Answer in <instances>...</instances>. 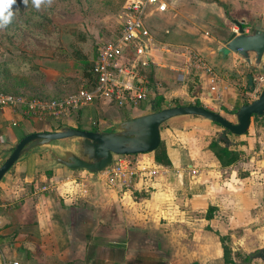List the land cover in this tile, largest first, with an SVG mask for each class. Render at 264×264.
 I'll return each mask as SVG.
<instances>
[{
	"label": "crops",
	"instance_id": "obj_1",
	"mask_svg": "<svg viewBox=\"0 0 264 264\" xmlns=\"http://www.w3.org/2000/svg\"><path fill=\"white\" fill-rule=\"evenodd\" d=\"M162 1L166 10L153 9L146 19L154 61L148 76L159 102H200L232 120L228 111L241 97L231 70L238 62L251 65L234 52L222 54L220 47L238 30L233 19L244 20L248 31L255 21L264 22V0ZM236 70V76L244 72ZM146 102L144 110L128 111L145 113ZM66 119L76 126L72 117ZM218 128L195 117L165 123L161 142L170 164L157 162L154 151L142 153L157 173L137 177L132 187L109 183L104 170L95 183L84 169L47 168V153L26 155L0 181V264H228L221 236L235 235L233 226L249 234L257 223L252 236L262 244L264 125L252 117L244 134L229 135L236 154L229 164L210 146ZM40 130L52 128L19 108L0 109V162L4 149ZM195 219L201 235L192 238L188 230Z\"/></svg>",
	"mask_w": 264,
	"mask_h": 264
},
{
	"label": "rangeland",
	"instance_id": "obj_2",
	"mask_svg": "<svg viewBox=\"0 0 264 264\" xmlns=\"http://www.w3.org/2000/svg\"><path fill=\"white\" fill-rule=\"evenodd\" d=\"M127 1L53 0L51 5H42L40 9H36L31 0L27 5L22 0H17L13 8L15 14L12 23L0 30V92L24 99L49 98L84 86L88 78L76 51L80 50L92 62L98 47L118 35L121 28L119 15ZM237 59L240 61L241 57L237 56ZM238 65V68L235 66L231 70V77L238 81L241 97L239 104L257 97L263 81L259 78L255 80L254 89H247L248 71L255 74L257 72L240 67L239 62ZM241 68L244 72L236 76V69ZM144 105L145 102H142L140 106H133L131 111H142ZM131 111L117 105L96 103L84 107L77 114L73 113L71 117L76 126L80 124L84 128H100L110 124L115 116ZM256 119L260 126L264 125V117ZM65 121L67 119H47L42 122L55 129ZM193 221L197 224H192L190 231L188 230L192 238L196 234L201 235L198 225L200 220ZM259 225L260 223L253 224L254 229L249 234L242 226H233L231 231L235 235L226 234L223 242L237 258H244L248 250L261 244L252 236ZM190 246L193 248L195 244Z\"/></svg>",
	"mask_w": 264,
	"mask_h": 264
},
{
	"label": "water",
	"instance_id": "obj_3",
	"mask_svg": "<svg viewBox=\"0 0 264 264\" xmlns=\"http://www.w3.org/2000/svg\"><path fill=\"white\" fill-rule=\"evenodd\" d=\"M233 23L238 26V30L232 31L223 40L220 52L224 55L228 52L236 53L251 65L252 70L261 73L263 83L257 97L228 111L232 120L202 104H159V93L152 90L146 102L149 111L145 113L134 115L129 112L125 118L95 129L65 123L52 130L32 131L22 136L3 150L0 181L17 161L32 152H38L48 154L47 168L66 166L70 169H84L91 173V181L99 183V174L117 156L155 151L161 143V127L181 117H195L218 124L214 141L219 144L225 141L223 146L229 148L233 143L229 135L244 134L252 116L264 115V22L255 21L247 32L244 20L233 19ZM247 78L250 89H254L255 73L249 72ZM222 249L224 255L223 245ZM246 254L249 260L241 264H251L253 260L264 262V242ZM194 264L199 263L196 261ZM228 264L237 262L233 260Z\"/></svg>",
	"mask_w": 264,
	"mask_h": 264
},
{
	"label": "built area",
	"instance_id": "obj_4",
	"mask_svg": "<svg viewBox=\"0 0 264 264\" xmlns=\"http://www.w3.org/2000/svg\"><path fill=\"white\" fill-rule=\"evenodd\" d=\"M166 8L162 0H128L124 4L119 15L121 28L118 35L98 47L93 64L94 83L87 79L86 84L77 90L49 98L24 99L0 92V109L19 108L28 119L46 121L70 118L73 113L96 103L117 105L127 110L140 106L154 90L148 76L154 61L146 41L151 36L147 15L153 9L163 11ZM245 31H248L246 27ZM129 47L133 49V56L124 58ZM140 155L142 153L117 156L104 170L109 183L132 187L137 177H153L157 168Z\"/></svg>",
	"mask_w": 264,
	"mask_h": 264
},
{
	"label": "trees",
	"instance_id": "obj_5",
	"mask_svg": "<svg viewBox=\"0 0 264 264\" xmlns=\"http://www.w3.org/2000/svg\"><path fill=\"white\" fill-rule=\"evenodd\" d=\"M98 52V51H97ZM76 55L79 57L80 62L84 65V69H85V75L87 76V78L90 80L91 83H94V74H93V64H94V60L91 62L89 61L86 57H84L81 53L80 50L76 51ZM159 104H161L159 102ZM196 104H201L200 102H196ZM257 118V117H256ZM77 127L82 128L80 125H78ZM97 128V126H94L93 129ZM210 146L214 149L216 155L220 158V160L222 161L223 164H229L230 162H232L233 160H235V151L221 146L219 143L212 141ZM154 155H155V160L159 163H162L164 165H168L170 164V160L168 158L167 152H166V147L164 143H160L159 147L154 151ZM210 216V215H208ZM224 236H221V240L223 242ZM223 247H224V251H225V260L228 262H232V260L230 259V250L229 248L224 244L223 242ZM226 254L228 255L226 257Z\"/></svg>",
	"mask_w": 264,
	"mask_h": 264
},
{
	"label": "clouds",
	"instance_id": "obj_6",
	"mask_svg": "<svg viewBox=\"0 0 264 264\" xmlns=\"http://www.w3.org/2000/svg\"><path fill=\"white\" fill-rule=\"evenodd\" d=\"M29 0H22L24 5H27ZM36 9H40L42 5H51L53 0H31ZM17 0H0V30L5 29L10 25L14 18V5Z\"/></svg>",
	"mask_w": 264,
	"mask_h": 264
},
{
	"label": "flooded vegetation",
	"instance_id": "obj_7",
	"mask_svg": "<svg viewBox=\"0 0 264 264\" xmlns=\"http://www.w3.org/2000/svg\"><path fill=\"white\" fill-rule=\"evenodd\" d=\"M248 74V73H247ZM247 84H248V86H247V89H250V87H249V83H248V78H247ZM241 104V103H240ZM252 117H261V116H257V115H255V116H252ZM262 117H264V115H262ZM225 244V243H224ZM263 244V243H262ZM261 244V245H262ZM260 246V245H259ZM224 255H225V251H224ZM228 255L226 254V257H227ZM225 258V257H224ZM230 259L233 261V260H237L238 261V264H239V262H241V261H247V260H249V256L246 254V256L244 257V258H237V256H235L232 252H230ZM226 261V260H225ZM252 261V260H251ZM227 263H229L228 261H226ZM264 263V262H263Z\"/></svg>",
	"mask_w": 264,
	"mask_h": 264
}]
</instances>
